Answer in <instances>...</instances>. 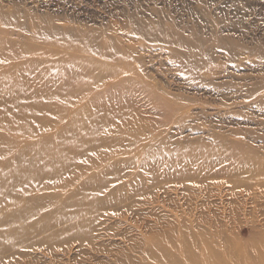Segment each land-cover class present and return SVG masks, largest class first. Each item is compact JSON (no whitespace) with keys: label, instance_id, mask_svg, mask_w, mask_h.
Segmentation results:
<instances>
[{"label":"rangeland","instance_id":"1","mask_svg":"<svg viewBox=\"0 0 264 264\" xmlns=\"http://www.w3.org/2000/svg\"><path fill=\"white\" fill-rule=\"evenodd\" d=\"M0 46V156L99 144L0 200V264L264 262V0H0Z\"/></svg>","mask_w":264,"mask_h":264},{"label":"bare ground","instance_id":"2","mask_svg":"<svg viewBox=\"0 0 264 264\" xmlns=\"http://www.w3.org/2000/svg\"><path fill=\"white\" fill-rule=\"evenodd\" d=\"M2 46H0V48H1ZM111 50H114V49H111ZM0 52H2L1 50H0ZM64 57H65V60H64V65H63V70L66 68L65 66H67L68 65V60L70 59V58H67V56H66V52H65V54H64ZM3 57H2V53H0V60L2 59ZM62 59H63V56H62ZM73 66V65H72ZM67 69L69 70V66L67 67ZM3 75H10L9 73L8 74H3ZM13 76H14V74H13ZM90 76H92V75H90ZM90 76H88L87 78H90L91 79V77ZM17 78V77H16ZM12 79H13V81H14V83H13V85H14V91H15V89H16V87H18V82H16V79H15V77H12ZM93 79V78H92ZM72 80V79H71ZM70 80V81H71ZM81 82H83V83H85V84H87V83H89V81H87V80H80ZM11 86L9 85V86H7V87H0L3 91H7L6 93H10V88ZM1 92V91H0ZM17 92H18V89L16 90V92H14V94L16 93L17 94ZM6 93H4V94H6ZM8 93V94H9ZM15 94V95H16ZM18 96V95H17ZM17 96H13V98H17ZM12 99V98H11ZM9 100H10V98H9ZM13 100V99H12ZM14 101V100H13ZM12 101V102H13ZM11 101H10V103L12 104L11 106L13 107V103H12ZM16 102H19V101H16ZM4 103V102H3ZM7 103H9V101H7ZM1 105H2V103H0ZM5 104H6V102H5ZM7 105V104H6ZM4 106V107H7V109H9V107L8 106ZM10 105V104H9ZM15 105V104H14ZM17 105V104H16ZM15 107V106H14ZM1 108H2V106H1ZM31 107H29V109H30ZM16 109V108H15ZM26 109H28V108H26ZM26 109H24L25 110V112H24V110L22 111H20L21 113H20V115L19 116H21L22 117V121H19V122H13V121H11L10 123H7V121H6V119H5V121H6V123L5 122H2L3 124H4V128H5V130H10V131H18V132H20V131H27L28 130V124L30 123V122H35L36 121V119H34V115L32 116L31 114H33V113H29V109H28V111L26 110ZM3 110V109H2ZM2 110H0V111H2ZM6 110V109H5ZM11 112H15V110L13 111V109L12 108H10L9 109ZM9 110H7V112L6 111H3L1 114L2 115H4L5 116V114L6 113H8V114H6V116L4 117V116H2L3 118H7L8 117V115H9V113L11 114V112L9 111ZM32 110V108L30 109V111ZM9 111V112H8ZM19 111V109L17 110V112ZM23 112V113H22ZM33 112V111H32ZM5 113V114H4ZM0 114V115H1ZM14 114V115H13ZM13 114H11V116H10V118H13L15 115H17L16 113H13ZM16 117V116H15ZM18 118V117H17ZM1 119V118H0ZM8 119V121H10L9 120V117L7 118ZM2 120V119H1ZM13 120V119H12ZM32 120V121H31ZM14 121H15V119H14ZM29 122V123H28ZM27 124V125H26ZM31 124V123H30ZM29 124V125H30ZM42 124V123H41ZM1 131V130H0ZM3 133H4V131H3ZM2 133V131L0 132V155H1V153L3 154L4 153V149L2 148V144H3V142L5 141V138L4 137H7V135L6 136H2V135H4V134H6V133H4L3 134ZM2 134V135H1ZM98 140V139H97ZM96 139H94V138H91V136L90 135H88L87 136V138L86 139H84L83 141H81V144H80V146L79 147H77V149H79L78 151H76V152H74L73 153V155L71 154V155H69V153H70V147L68 146L67 147V145H65V144H63L64 146H62V147H60L59 146V144L57 143V142H53V141H51V142H49V141H47L46 143H41V144H35V145H32L31 146V144H29V143H26L25 141H21V142H19V145H18V149L16 150V151H14V154H12L11 155V157L9 158H7L6 159V157H7V155H8V152L5 154H3V155H5V156H0V158L3 160V158L5 157V159L6 160H4L6 163H7V165L6 166H4L3 168L2 167H0V200H9V198H13V196H16V198H17V196H19L20 195V193L21 192H24V194L26 193V189L28 190V188H27V186L29 185H32V183H34V186H33V188H35V183L38 181V180H40L41 181V179L42 178H44V179H46L45 177L47 176V178H54V177H57L58 175H61L62 173H63V171L65 170V173H66V168H67V165L72 161V159H73V157L78 153V152H80L79 154H81L82 155V153H83V156H85L86 154H88L89 152H92V154H94V153H96V149L98 150V146H99V144H98V141H97ZM6 141H7V143H8V140L6 139ZM65 142H67L66 140H65ZM16 144V143H15ZM60 144H61V142H60ZM11 146H13V144H11ZM15 146V145H14ZM9 148H10V144H9ZM12 148V147H11ZM34 149L35 148V151L33 150V152L32 153H28V149ZM37 148V149H36ZM2 150H4L3 152H2ZM13 150V149H12ZM27 152V153H26ZM9 154H11L10 153V151H9ZM85 154V155H84ZM28 155V156H27ZM30 155V156H29ZM80 157V156H79ZM16 158H17V161L15 162V160H16ZM15 159V160H14ZM75 159H76V157H75ZM18 160H19V162H21V164L18 162ZM30 162L32 163L30 166H27L28 164H30ZM19 163V164H18ZM23 163V164H22ZM37 164V165H36ZM39 164V165H38ZM27 167V168H26ZM67 171H71V170H67ZM72 171H73V169H72ZM74 171H75V168H74ZM71 173V172H70ZM68 174V173H67ZM63 175V174H62ZM64 175H66V174H64ZM70 176H71V174H69ZM68 175V178L70 177ZM45 176V177H44ZM72 176H73V173H72ZM56 179V178H55ZM53 180V179H52ZM51 180V181H52ZM48 181V180H47ZM39 182V181H38ZM42 183H43V180L41 181ZM48 183H50V180H49V182ZM47 183V184H48ZM44 184H46V183H43V184H40V185H44ZM54 185H56L57 187L59 186L58 184H56V183H54V184H52L51 186L54 188L55 186ZM38 186H39V184H38ZM32 187V186H31ZM60 187H61V185H60ZM37 188V187H36ZM31 189V188H30ZM29 189V190H30ZM28 190V191H29ZM31 190H33V189H31ZM31 190H30V193H31ZM27 191V192H28ZM18 192H20V193H18ZM15 194H17V195H15ZM19 194V195H18ZM22 194V193H21ZM26 195H30L29 194V192L27 193V194H25V196ZM31 195L32 196H34L32 193H31ZM30 195V196H31ZM36 195V194H35ZM44 195V194H43ZM24 196V197H25ZM19 197H22L21 195L19 196ZM16 198H15V202L17 201L16 200ZM14 199V198H13ZM27 199H28V197H27ZM26 199V200H27ZM51 199V198H50ZM21 200H23L22 198H21ZM14 201V200H13ZM12 201V202H13ZM24 201V200H23ZM37 202H40L39 200H36ZM7 202V201H6ZM19 202V201H18ZM34 202H35V200H34ZM41 202H42V200H41ZM40 202V203H41ZM2 203V202H1ZM0 203V204H1ZM11 204V202H8V204ZM31 203V202H30ZM36 203V202H35ZM52 203V202H51ZM8 204H6V206L8 205ZM28 204V206H31V205H33V203L30 205L29 203H27ZM26 204V205H27ZM38 204L39 203H37V205H34V206H37V207H40V205L38 206ZM3 205V204H2ZM53 205V204H52ZM11 206V205H10ZM12 206H13V203H12ZM23 207H24V205H22ZM28 206L26 207H24L25 209L26 208H28ZM42 206V205H41ZM0 207H2V206H0ZM17 207V206H16ZM19 207H21V206H19ZM18 207V208H19ZM23 207H21L20 208V210L21 209H23ZM53 207H55L54 205L53 206H51L50 208H53ZM3 208H4V205H3ZM9 208H12V207H8V209ZM49 208V209H50ZM64 208H66V207H64L63 205H62V211H59V213L60 212H63L64 211ZM6 209V208H5ZM16 209V208H15ZM14 208H12L11 210H15ZM24 209V210H25ZM36 209V208H35ZM40 209L41 210H43V208L42 207H40ZM39 208L37 209V210H40ZM10 210V209H9ZM10 210V211H11ZM20 210L19 209H17L16 211H19V213H20ZM27 210V209H26ZM31 210V209H30ZM33 210V209H32ZM40 210V211H41ZM53 210H54V212H56L57 210H56V208L54 209L53 208ZM56 210V211H55ZM6 210H4V212H5ZM16 211H14V212H16ZM28 211V210H27ZM34 211V210H33ZM39 211V213H37V215H36V212H38V211H35V215H36V217L39 219H35V220H38V221H41L42 222V220L38 217L39 216V214H40V216L42 217H44V215H41L42 213L41 212H43L44 213V210L43 211H41L40 212ZM58 211L56 212V213H58ZM2 212V211H1ZM4 212H3V217H4ZM31 212V211H30ZM46 212V214H48L49 212L51 213V211L49 210V212L46 210L45 211ZM48 212V213H47ZM22 213H26V211L24 212V211H22ZM32 213V212H31ZM56 213L54 214V215H56ZM34 213H32V215H33ZM45 214V215H46ZM11 215H13L12 213H11ZM10 215V217H11V219L10 220H12L13 219V216H15V215H13V216H11ZM20 215H21V213H20ZM28 215H30L28 212L25 214V216H26V219L29 217ZM32 215L30 216V217H32ZM50 215V214H49ZM2 216V215H1ZM1 216H0V218H1ZM28 216V217H27ZM58 216V215H57ZM56 216V217H57ZM60 216V215H59ZM58 216V217H59ZM61 216H62V214H61ZM9 217V218H10ZM17 217H19L18 215H17ZM17 217H15V220H16V218ZM49 217V216H48ZM50 217H52V216H50ZM20 218V217H19ZM45 219H46V217H44ZM33 219V218H32ZM33 219V220H34ZM43 219V218H42ZM51 219V218H50ZM54 219V218H53ZM53 219H51L50 220V222L49 223H52V221H53ZM60 219V218H59ZM5 221V219L3 218V219H0V221ZM6 220H8V222H9V219H7V217H6ZM14 220V219H13ZM56 220V219H55ZM57 220H58V218H57ZM56 220V221H57ZM32 221V220H31ZM30 221V222H31ZM79 221H81V219L79 220ZM36 222V221H35ZM40 222V223H41ZM43 222H45V220H43ZM42 222V223H43ZM48 222V221H47ZM46 222V223H47ZM1 223V222H0ZM6 223H7V221H6ZM14 223V222H13ZM32 223H33V221H32ZM39 223V224H40ZM42 223L40 224V225H42ZM80 223V222H79ZM4 224H5V222H4ZM16 224V223H15ZM29 224V223H28ZM34 224H36V223H33L32 225H31V227L32 226H34ZM37 224H38V222H37ZM45 224V223H44ZM48 224V223H47ZM5 225H9L8 223L7 224H5ZM39 225V227L42 229L43 227H41ZM49 225V224H48ZM52 225V224H51ZM2 227H4V225H3V222H2V225H1ZM0 226V227H1ZM10 226V225H9ZM14 226V225H13ZM29 227H30V225H28ZM42 226H44V225H42ZM10 227H12V226H10ZM9 227V228H10ZM20 226H18V230H19V232H20V228H19ZM22 227V226H21ZM29 227H28V229H29ZM37 226H35L34 227V229L36 228ZM38 227V228H39ZM45 227H47V225H45ZM45 227H44V229H45ZM49 227H50V225H49ZM6 228V227H5ZM8 228V229H9ZM16 229V227H13L12 229ZM24 228H27L26 226L24 227ZM23 228V230L25 231L26 229H24ZM39 228V229H40ZM7 230V229H6ZM18 230H16L17 232H18ZM8 231V230H7ZM27 231V230H26ZM29 231V230H28ZM30 231H33V228H32V230H30ZM34 231H36V229L34 230ZM33 231V232H34ZM38 231H42V230H38ZM62 231V230H61ZM60 231V232H61ZM1 232H3V231H1ZM16 232V233H17ZM37 232V231H36ZM4 233V232H3ZM6 233H8V232H6ZM5 233V234H6ZM9 233H11V234H13L14 233V231L13 230H11V232H9ZM15 233V239L14 240H17V242H18V237H16L17 235H19L18 233L16 234ZM26 233V232H25ZM30 233V232H29ZM56 233V232H55ZM62 233H63V231H62ZM1 235H2V233H0ZM21 234V236L23 235V236H25L24 234H22V232L20 233ZM57 234V233H56ZM59 234V233H58ZM7 235V234H6ZM9 235V234H8ZM14 235V234H13ZM55 235V234H54ZM5 236V235H4ZM10 236V235H9ZM53 236V235H52ZM51 236V237H52ZM57 237H59L58 235H56ZM55 236V238H57ZM2 237H3V235H2ZM1 238V237H0ZM13 238V237H12ZM54 238V237H53ZM11 239V238H10ZM6 240H7V236H6ZM13 240V239H12ZM11 241V240H10ZM3 243H5L6 244V242L5 241H2ZM1 242V243H2ZM11 242H13V241H11ZM10 242V243H11ZM15 242V241H14ZM0 243V244H1ZM8 243V242H7ZM12 244V243H11ZM7 245V244H6ZM5 245V246H6ZM3 247V246H2ZM190 247L191 246H185V247H183V256H185V257H187V258H189L190 260L192 259V254H191V249H190ZM200 257L202 258V261L201 262H195V261H197V260H193V264H223L222 263V259L221 258H219L218 256H216L214 253H212V252H208V257H207V262H206V259H205V255L203 254V252L202 253H200ZM259 261V262H258ZM248 261H246L245 260V263L246 264H255V263H247ZM257 264H264V262L263 261H261V259L260 260H257Z\"/></svg>","mask_w":264,"mask_h":264}]
</instances>
